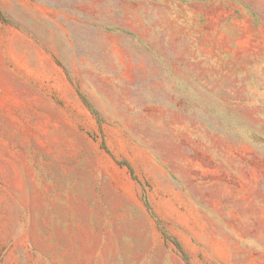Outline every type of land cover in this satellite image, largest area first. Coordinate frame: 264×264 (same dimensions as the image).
I'll return each instance as SVG.
<instances>
[{"label": "rangeland", "instance_id": "obj_1", "mask_svg": "<svg viewBox=\"0 0 264 264\" xmlns=\"http://www.w3.org/2000/svg\"><path fill=\"white\" fill-rule=\"evenodd\" d=\"M0 264H264V0H0Z\"/></svg>", "mask_w": 264, "mask_h": 264}]
</instances>
